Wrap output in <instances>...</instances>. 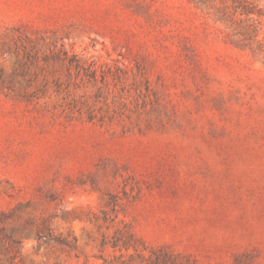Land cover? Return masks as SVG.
<instances>
[{
    "label": "rangeland",
    "instance_id": "obj_1",
    "mask_svg": "<svg viewBox=\"0 0 264 264\" xmlns=\"http://www.w3.org/2000/svg\"><path fill=\"white\" fill-rule=\"evenodd\" d=\"M0 264H264V0H0Z\"/></svg>",
    "mask_w": 264,
    "mask_h": 264
},
{
    "label": "trees",
    "instance_id": "obj_2",
    "mask_svg": "<svg viewBox=\"0 0 264 264\" xmlns=\"http://www.w3.org/2000/svg\"><path fill=\"white\" fill-rule=\"evenodd\" d=\"M248 12V11H247ZM91 73H94L96 72V70H90ZM88 120H91V117L88 116ZM126 231H127V237H128V240H130L131 238H133V233L131 232L130 228L128 226H126ZM44 231L43 230H38L37 231V237L40 239V238H46V235L45 233H43ZM126 248L130 247L131 245L129 243H125L124 245Z\"/></svg>",
    "mask_w": 264,
    "mask_h": 264
}]
</instances>
